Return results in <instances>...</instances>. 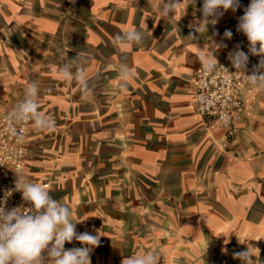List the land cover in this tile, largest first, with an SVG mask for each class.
Returning a JSON list of instances; mask_svg holds the SVG:
<instances>
[{"label": "crops", "instance_id": "crops-1", "mask_svg": "<svg viewBox=\"0 0 264 264\" xmlns=\"http://www.w3.org/2000/svg\"><path fill=\"white\" fill-rule=\"evenodd\" d=\"M169 2L0 0V115L38 82L39 110L55 127L32 125L26 173L50 182L78 234L99 236L91 264L149 251L159 264H242L235 254L248 244L252 264H264V89L226 141L197 114L192 85L209 51L218 63L232 64L237 48L259 61L237 31L250 0L203 33V0L165 14ZM129 29L143 42L117 43ZM78 53L87 95L58 72Z\"/></svg>", "mask_w": 264, "mask_h": 264}, {"label": "clouds", "instance_id": "clouds-1", "mask_svg": "<svg viewBox=\"0 0 264 264\" xmlns=\"http://www.w3.org/2000/svg\"><path fill=\"white\" fill-rule=\"evenodd\" d=\"M196 3V0H191ZM179 0H170L163 9L165 14L172 12ZM240 7L239 0H203L202 19L198 22L196 31L205 32L209 23L215 24L218 18L228 10L236 11ZM237 31L242 32L249 42L248 53L259 57L257 65L253 66L251 74L247 72L249 55L237 48L229 53V59L235 71H242L252 87L264 89V0H250L239 18ZM226 38H231V31L225 32ZM193 38V37H192ZM143 32L129 29L116 37L117 43L140 44L143 42ZM218 48V45H213ZM206 58L204 68L213 72L218 60L212 51ZM59 75L66 81H77L89 92L87 73L83 67V58L78 53L58 69ZM132 75L131 70L124 66L121 76L127 79ZM38 82H30L23 98L15 105L9 116V130L18 139L22 134L13 124L20 125L32 122L37 130H51L55 127L52 117L39 110ZM16 173V172H15ZM15 191L22 193V199L32 209L30 213L17 212V208L6 209L0 206V264H91L90 252L99 245V236L88 233L78 234L76 222L72 220L71 210L58 200L41 184L34 183L16 173ZM11 192H9V195ZM239 242L240 238L238 237ZM73 240L80 242L81 247L66 249V243ZM251 244L246 251L236 253L235 258L242 264H252L250 254ZM122 264H159L158 256L154 252L137 254L122 260Z\"/></svg>", "mask_w": 264, "mask_h": 264}, {"label": "built area", "instance_id": "built-area-1", "mask_svg": "<svg viewBox=\"0 0 264 264\" xmlns=\"http://www.w3.org/2000/svg\"><path fill=\"white\" fill-rule=\"evenodd\" d=\"M259 61H248L247 72ZM194 106L197 114L211 130L224 132L225 140L236 138L243 121L245 102L258 87L248 84L242 71H235L232 64L219 63L211 73L202 66L192 81ZM14 108L0 115V206L17 208V212L30 213L32 209L23 201L22 193L15 191L16 173L37 183L26 173L28 146L32 122L13 124L22 134V139L13 136L9 130V116ZM16 172V173H15ZM47 190L50 182L45 183ZM9 192L11 194L9 195Z\"/></svg>", "mask_w": 264, "mask_h": 264}, {"label": "rangeland", "instance_id": "rangeland-1", "mask_svg": "<svg viewBox=\"0 0 264 264\" xmlns=\"http://www.w3.org/2000/svg\"><path fill=\"white\" fill-rule=\"evenodd\" d=\"M259 89V88H258ZM256 91V90H255ZM67 244V243H66ZM65 244V248L66 249H71V248H76V247H81V246H79V245H77L76 246V244H75V242H73V243H68L69 245H66ZM91 253V252H90Z\"/></svg>", "mask_w": 264, "mask_h": 264}]
</instances>
